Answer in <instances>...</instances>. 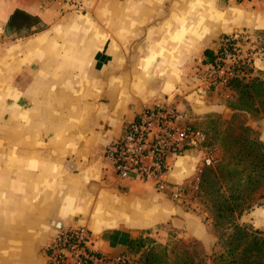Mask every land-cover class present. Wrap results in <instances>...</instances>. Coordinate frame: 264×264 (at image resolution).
<instances>
[{
	"label": "crops",
	"instance_id": "obj_1",
	"mask_svg": "<svg viewBox=\"0 0 264 264\" xmlns=\"http://www.w3.org/2000/svg\"><path fill=\"white\" fill-rule=\"evenodd\" d=\"M16 9L45 27L11 28ZM262 32L264 0H0V264H47L55 236L79 227L109 259L170 223L210 235L174 197L203 154H170L160 190L122 177L106 148L158 102L195 122L230 118L235 91L208 87L205 50ZM251 54L250 72L264 73V48Z\"/></svg>",
	"mask_w": 264,
	"mask_h": 264
},
{
	"label": "trees",
	"instance_id": "obj_2",
	"mask_svg": "<svg viewBox=\"0 0 264 264\" xmlns=\"http://www.w3.org/2000/svg\"><path fill=\"white\" fill-rule=\"evenodd\" d=\"M40 22L38 16L16 9L10 16L9 26L17 31L31 30L33 26L41 30L45 26ZM227 38V49L234 53L232 43L236 39ZM224 50V45L217 51L205 50V61L217 63ZM229 86L237 94L234 109L264 114V79L258 76L247 79L236 75L230 79ZM204 123L196 122V125L206 133V145H213L208 132L201 126ZM227 136L228 139L223 141L224 152L219 163L202 174L198 192L207 198L213 225L221 229L219 244L222 248L205 256H198L187 249L179 250L181 253L177 256L176 264H264V229L237 221L238 215L251 207L253 195L264 183V140L254 134L250 125H242L238 133ZM146 240L144 236L130 239L129 251L139 254L138 264H159L156 250H167L169 243H157V246L146 250ZM162 255L167 258L165 253Z\"/></svg>",
	"mask_w": 264,
	"mask_h": 264
},
{
	"label": "built area",
	"instance_id": "obj_3",
	"mask_svg": "<svg viewBox=\"0 0 264 264\" xmlns=\"http://www.w3.org/2000/svg\"><path fill=\"white\" fill-rule=\"evenodd\" d=\"M230 39H236L232 43L234 53L227 49L226 37L221 44L225 46L224 54L217 63H210L207 83L211 89L229 85L236 75L247 77L252 69V54L241 57L238 53L243 38ZM206 139V133L189 114L167 102H158L145 107L128 122L123 135L106 148V154L122 177L136 173L141 179L154 180L160 190L166 188L170 154H203V163L195 176L174 190V197L180 199L199 189L204 166L213 165L217 160L207 151ZM91 242L92 234L85 227L61 230L49 246L47 264H128L126 253L109 259L91 250Z\"/></svg>",
	"mask_w": 264,
	"mask_h": 264
},
{
	"label": "rangeland",
	"instance_id": "obj_4",
	"mask_svg": "<svg viewBox=\"0 0 264 264\" xmlns=\"http://www.w3.org/2000/svg\"><path fill=\"white\" fill-rule=\"evenodd\" d=\"M261 37H264V32H262ZM243 41V39H241ZM264 40L257 39L253 43H244L238 47V53L241 57L249 55L252 53L253 48L257 50L258 48H264ZM245 42V41H243ZM250 56V55H249ZM251 57V56H250ZM253 66L252 60L250 61ZM248 72V79L259 77L264 79V73L258 72ZM227 103L229 107L233 108V104L237 101V94L234 92V96H226ZM233 113L230 112V118H224L220 114H213L202 118L197 122H205L201 124L203 128L209 134V140L213 145H207V151L213 153L217 159L213 165H206L203 168V173L205 170L209 172L210 167L216 166L219 163L221 156L223 155V141L228 139V136H231L233 133H238L242 125H250L254 129V134L260 139L264 140V114L258 112H251L249 110L234 109ZM208 138L206 139V143ZM192 155V154H191ZM210 168V169H208ZM199 189L196 192L188 194L184 199V204L188 210H193L199 213L203 217L204 223L208 226L210 235L205 236V239H199L195 236L189 234L186 229H183L181 225H172L171 223L164 228H157L155 230L151 229L144 237H147L146 245L144 248L146 250L150 249L152 246H157L155 244L159 243L166 245L169 243L167 250H156L155 253L157 262L159 264H176L178 262V255L184 250L187 249L192 253H197L198 256L210 255L214 250L222 248V245L219 244V235L220 230L213 225V215L209 209V204L206 201L207 198L199 195ZM241 224L252 225L256 228L264 229V183L262 186L255 192L251 199V207L245 210L243 213L238 215V220ZM227 230V229H226ZM229 232V230H227ZM179 250L181 252L179 253ZM162 253L166 254L165 258ZM175 254V255H173ZM128 264H138L139 254L132 252L128 254ZM127 264V263H126Z\"/></svg>",
	"mask_w": 264,
	"mask_h": 264
}]
</instances>
